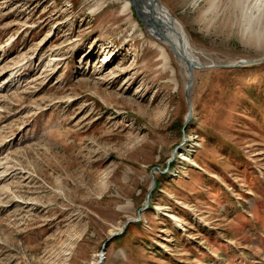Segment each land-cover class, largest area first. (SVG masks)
Wrapping results in <instances>:
<instances>
[{
  "label": "rangeland",
  "instance_id": "rangeland-1",
  "mask_svg": "<svg viewBox=\"0 0 264 264\" xmlns=\"http://www.w3.org/2000/svg\"><path fill=\"white\" fill-rule=\"evenodd\" d=\"M160 1L243 62L195 71L185 141L189 80L122 0H0V264H264V51L230 0Z\"/></svg>",
  "mask_w": 264,
  "mask_h": 264
},
{
  "label": "bare ground",
  "instance_id": "bare-ground-1",
  "mask_svg": "<svg viewBox=\"0 0 264 264\" xmlns=\"http://www.w3.org/2000/svg\"><path fill=\"white\" fill-rule=\"evenodd\" d=\"M122 1H123V7H122L123 14L131 13L132 9L135 11L136 8L138 9L139 14L143 21L146 22V20L151 19V14H150L151 12L148 5H140L138 0H122ZM213 1L214 0H211L210 2L213 3ZM147 2H149V0H147ZM155 3H156L157 17H160L161 19L165 20L175 29V32H170L169 30H166V33L172 39L171 40L172 42L170 43L169 41L164 39L160 31L157 28H155L154 25L148 24L147 22H146L147 25L144 23L146 25V30L148 32V35L151 38L149 39V44L160 51V59L164 61V65H167L170 62L171 52L175 54L172 49L173 45L178 51H180L181 49V43L179 42L180 38L183 40V49L185 50V52H187L192 59L200 60L198 56L195 54L191 46L190 38L186 33L183 25L180 23V21L170 12V10L160 0H155ZM260 5L261 6L264 5V0H255V2H250L249 0H230V5L228 10H229V14L231 15V18H236L237 12H238V16H240V22L242 23L241 30H242V34L244 35L243 39L241 40L242 44L248 48L259 46L264 51V35H262L258 30L254 28L255 25L254 22L256 23V21L254 20L256 19H253V14H252V11L254 9L258 10ZM129 22L132 26H138L137 22H135L132 17L131 19H129ZM178 62L185 72L186 79L189 80L190 72L188 69V65L180 58Z\"/></svg>",
  "mask_w": 264,
  "mask_h": 264
},
{
  "label": "water",
  "instance_id": "water-1",
  "mask_svg": "<svg viewBox=\"0 0 264 264\" xmlns=\"http://www.w3.org/2000/svg\"><path fill=\"white\" fill-rule=\"evenodd\" d=\"M140 5H148L149 9H150V14H151V19L150 20H146V22L148 24H152L155 26V28H157L161 35L164 37V39H166L167 41H169L170 43L172 42L171 38L169 37V35L166 33V30H169L170 32H175V29L168 24L165 20L161 19L160 17H157L156 15V3L155 0H149V2H147V0H138ZM136 14L139 17V11L138 9L135 8ZM140 18V17H139ZM141 19V18H140ZM142 23L146 24L145 21H143L141 19ZM147 25V24H146ZM177 33V32H176ZM178 34V33H177ZM179 36V35H177ZM179 42L181 43V49L180 51H178L174 45L172 46V49L175 53V55L177 57H179L182 61H184L187 65H188V69L190 72V77H189V82L187 84V97H188V107H189V112L187 114L184 126H183V139L184 141L186 140V128L188 126V124L191 122L192 118H193V106H192V102H191V89L193 86V81H194V74L195 71L198 69H210V68H221V67H235L238 65L243 64V62H239L238 64H212V65H203L199 60L197 59H192L191 56H189V54L187 52H185V50L183 49V40L180 38ZM153 184L149 190V193L147 194V199H146V206L145 208H148L149 206V200H150V196L156 186V179L155 176H153ZM141 216V213H139V217ZM138 220V219H137ZM137 220H129L127 221V223L124 225V228L122 229V231H120L119 233H115L112 235V237H115L117 235H120L124 232L125 228L132 222V221H137ZM103 258L100 259V263L102 262Z\"/></svg>",
  "mask_w": 264,
  "mask_h": 264
},
{
  "label": "trees",
  "instance_id": "trees-1",
  "mask_svg": "<svg viewBox=\"0 0 264 264\" xmlns=\"http://www.w3.org/2000/svg\"><path fill=\"white\" fill-rule=\"evenodd\" d=\"M183 126H184V122L180 123L179 129L182 130ZM188 130H189V126H187V128H186V132H188Z\"/></svg>",
  "mask_w": 264,
  "mask_h": 264
}]
</instances>
